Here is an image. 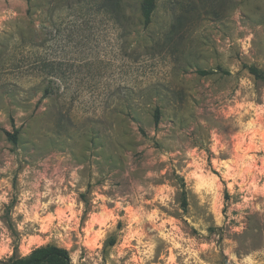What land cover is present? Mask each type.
Returning a JSON list of instances; mask_svg holds the SVG:
<instances>
[{
	"label": "rangeland",
	"instance_id": "rangeland-1",
	"mask_svg": "<svg viewBox=\"0 0 264 264\" xmlns=\"http://www.w3.org/2000/svg\"><path fill=\"white\" fill-rule=\"evenodd\" d=\"M142 1L0 0V263L264 264V0Z\"/></svg>",
	"mask_w": 264,
	"mask_h": 264
},
{
	"label": "trees",
	"instance_id": "trees-1",
	"mask_svg": "<svg viewBox=\"0 0 264 264\" xmlns=\"http://www.w3.org/2000/svg\"><path fill=\"white\" fill-rule=\"evenodd\" d=\"M155 0H143L140 5L141 14L143 17L144 25H148L151 21V16L155 9ZM248 74L256 81L264 83V73L258 70L254 66H244ZM216 73V71H198L201 76L210 75ZM225 75H229L228 72H222ZM51 95L50 87L44 89L42 98ZM160 120L159 110L156 108L153 113V123L157 125ZM18 131H14L13 134L7 133V137L13 143L17 140ZM0 264H71V259L69 253L66 249L55 246V245H45L33 249L28 255L20 256L13 254L5 262Z\"/></svg>",
	"mask_w": 264,
	"mask_h": 264
}]
</instances>
